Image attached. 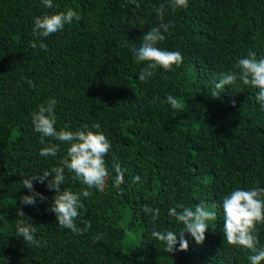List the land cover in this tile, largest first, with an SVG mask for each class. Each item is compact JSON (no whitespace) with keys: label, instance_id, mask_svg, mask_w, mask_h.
Returning <instances> with one entry per match:
<instances>
[{"label":"trees","instance_id":"16d2710c","mask_svg":"<svg viewBox=\"0 0 264 264\" xmlns=\"http://www.w3.org/2000/svg\"><path fill=\"white\" fill-rule=\"evenodd\" d=\"M53 3L48 9L42 0H0V264H250L246 249L223 238L221 205L236 188L264 187V108L253 87L215 84L248 51L264 58V0H188L187 8L175 11L172 0H136L139 7L130 0ZM161 5L162 22L171 27L157 46L180 52L183 61L141 82L144 65L135 62L134 49L144 32L161 23L154 11ZM68 8L79 21L46 38L33 35L34 17ZM32 42L45 43L47 51ZM169 95L179 109L167 102ZM52 98L57 130L87 125L102 132L111 143L109 171L113 158L125 169L120 189L112 173L105 192L90 189L88 198L81 197L75 223L91 224L82 235L58 226L48 210L55 191L47 181L33 182L47 201L20 204L30 194L22 179L50 171L66 155V144L51 138L41 144L31 122L37 106ZM97 123L100 128L92 129ZM52 143L59 146L57 156H40ZM71 176L65 169L62 190H88ZM201 202L217 214L204 242L185 233L187 251L165 252L151 236L153 228L178 233L183 225L168 209L180 211L182 204L194 210ZM145 205L160 216L146 215ZM17 209L31 218L41 247L16 235L17 221L26 220ZM126 232L132 235L123 244ZM256 235L264 247V225Z\"/></svg>","mask_w":264,"mask_h":264},{"label":"clouds","instance_id":"9594fccd","mask_svg":"<svg viewBox=\"0 0 264 264\" xmlns=\"http://www.w3.org/2000/svg\"><path fill=\"white\" fill-rule=\"evenodd\" d=\"M130 3L139 5L136 0H130ZM45 8L56 7L53 0H42ZM173 11L176 8H187L188 0H172ZM161 23L157 27L144 32L141 44L134 49L135 62L143 64L138 79L141 82L154 75L158 68L164 71H172L178 67L182 61V54L178 51L162 49L157 45L166 39L164 33L169 32L170 23H163L165 8L161 5L154 9ZM79 21L80 15L72 8L66 11H57L51 14H44L33 18L32 32L34 36L46 38L50 35L62 32L66 25L73 21ZM39 48L47 51V45L40 42L31 43L32 48ZM242 83L244 86H250L257 89L255 99L261 108H264V58L258 59L254 51H248L244 58H239L234 70L223 73L219 81L215 84L216 89H224L225 86ZM29 87H35L31 81H27ZM220 92L214 93V97ZM167 102L173 109H179L181 104L176 98L169 95ZM56 100L49 99L46 103L37 106V110L31 114L33 130L39 134L40 143L45 144V138H51L59 141L61 144L68 145L66 155L59 161V166L53 167L50 171L45 170L42 174L27 176L22 179V186L28 190L29 195L20 197V204L26 206H35L38 202L47 201L40 192L35 191L33 182L45 183L49 190H54L55 195L49 204L48 210L55 214L58 226L70 230L75 235H82L91 228L90 222L85 221L84 227L80 228L75 221L79 217V210L83 207L81 197L88 198L91 195L90 189L97 192H105L108 186V179L114 173L113 186L120 189L124 183L125 169L121 167L119 161L113 158L109 171L107 158L111 152V143L108 138L100 131H93L87 125L83 129L57 130L56 128ZM92 129H99L100 125L93 124ZM59 146L55 143L48 144L40 149L39 155L42 157H56L59 152ZM65 169L72 173L73 182H80L88 190H81L79 193L71 189H63L65 182ZM51 177V179H47ZM140 177H133V183L139 182ZM168 209L167 214L174 217L182 224L180 231L171 230L157 231L153 228L151 236L165 245L164 251L173 253L174 251H187L189 247L188 240L185 239V233H188L196 244H202L205 240V233L209 229L208 221H215L217 214L210 211L203 203L195 206V209L178 206ZM215 207V205H213ZM223 211V238L229 246L246 249L250 254L247 259L250 264H261L264 262V247H258L257 238L258 225H264V187H254L248 190L236 188L226 195L222 200ZM143 212L150 214L153 220L160 216L158 208L143 206ZM17 214L21 219L17 221L16 235L22 237L26 244L41 247L42 242L36 239L37 229L30 222L31 218L26 217L21 209H17ZM27 221V222H26ZM102 234H97V240L101 239ZM179 244L177 249L175 246Z\"/></svg>","mask_w":264,"mask_h":264},{"label":"rangeland","instance_id":"374dc122","mask_svg":"<svg viewBox=\"0 0 264 264\" xmlns=\"http://www.w3.org/2000/svg\"><path fill=\"white\" fill-rule=\"evenodd\" d=\"M132 234L130 233V232H126V236H125V238L123 239V244H125V243H129V239H130V236H131Z\"/></svg>","mask_w":264,"mask_h":264}]
</instances>
